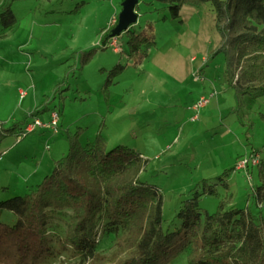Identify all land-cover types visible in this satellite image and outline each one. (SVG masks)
Instances as JSON below:
<instances>
[{
  "label": "rangeland",
  "instance_id": "1",
  "mask_svg": "<svg viewBox=\"0 0 264 264\" xmlns=\"http://www.w3.org/2000/svg\"><path fill=\"white\" fill-rule=\"evenodd\" d=\"M122 1L0 0V28L2 13L15 18L0 34V201L41 182L78 132L81 144L100 134L107 150L122 144L141 153L139 179L161 195L163 230L180 229L177 214L195 194L203 214L222 206L264 217V201L252 194L264 164V94H239L228 81L212 7L185 4L172 18L167 4L140 0L130 26L149 42L136 59L125 31L110 36ZM201 97L208 102L196 112ZM53 110L57 132L41 125L26 132L35 118L48 123ZM254 154L260 164L236 168ZM67 215L50 220L53 241ZM0 222L13 225L16 216L1 209ZM114 249V236L101 233L98 251ZM190 250L167 264H189ZM78 260L67 249L43 264Z\"/></svg>",
  "mask_w": 264,
  "mask_h": 264
},
{
  "label": "trees",
  "instance_id": "2",
  "mask_svg": "<svg viewBox=\"0 0 264 264\" xmlns=\"http://www.w3.org/2000/svg\"><path fill=\"white\" fill-rule=\"evenodd\" d=\"M152 1L167 4L172 18L185 4H210L220 35L216 53L224 55L228 81L239 94H264V0ZM1 21L2 35L15 18L7 10ZM125 32L129 57L143 58L141 44L149 38L131 26ZM67 140L68 152L55 160L50 174L24 195L0 201V210L16 216L13 225L0 222V264H43L67 249L78 264H167L187 246L189 264H264L261 215L222 206L203 214L195 194L177 214L180 229L163 230L161 195L139 179L141 153L122 144L107 150L100 134L85 144L78 132ZM259 178L252 192L258 205L264 201V164ZM60 213L68 221L53 241L49 224ZM101 233L114 236L109 255L98 251Z\"/></svg>",
  "mask_w": 264,
  "mask_h": 264
},
{
  "label": "built area",
  "instance_id": "3",
  "mask_svg": "<svg viewBox=\"0 0 264 264\" xmlns=\"http://www.w3.org/2000/svg\"><path fill=\"white\" fill-rule=\"evenodd\" d=\"M114 23H116L115 19L112 20L111 24H114ZM110 45L115 46V49L117 50L115 38L110 42ZM24 94H25V92L20 91L21 97L24 96ZM207 102H208V98L201 97L199 99V101L196 103V105L193 107L194 111L197 112L199 110V108L205 106L207 104ZM195 117L196 116H193L192 119H195ZM58 120H59V113L56 110H53L50 114V121L48 123H46V124L42 123L38 118H35L32 123H29L26 126L25 130H26V132H30V131H33L36 126L41 125V126H49L50 128L53 129V132H57ZM250 163H251V165H257L259 163V159H258L257 154H254L252 157H250V159H248V158L240 159L236 165V168L237 169H243V168L246 169Z\"/></svg>",
  "mask_w": 264,
  "mask_h": 264
},
{
  "label": "water",
  "instance_id": "4",
  "mask_svg": "<svg viewBox=\"0 0 264 264\" xmlns=\"http://www.w3.org/2000/svg\"><path fill=\"white\" fill-rule=\"evenodd\" d=\"M138 0H123L121 3V10L118 14L117 23L114 29L111 30V37L121 34L127 30L130 25L135 23L137 14L135 12V6Z\"/></svg>",
  "mask_w": 264,
  "mask_h": 264
},
{
  "label": "crops",
  "instance_id": "5",
  "mask_svg": "<svg viewBox=\"0 0 264 264\" xmlns=\"http://www.w3.org/2000/svg\"><path fill=\"white\" fill-rule=\"evenodd\" d=\"M88 142V141H87Z\"/></svg>",
  "mask_w": 264,
  "mask_h": 264
}]
</instances>
